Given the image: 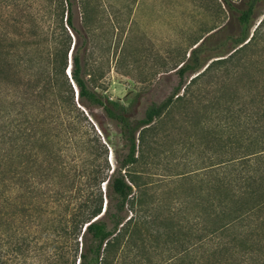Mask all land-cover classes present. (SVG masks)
Here are the masks:
<instances>
[{
  "label": "trees",
  "instance_id": "trees-1",
  "mask_svg": "<svg viewBox=\"0 0 264 264\" xmlns=\"http://www.w3.org/2000/svg\"><path fill=\"white\" fill-rule=\"evenodd\" d=\"M221 3L235 13L236 33L215 45L213 29L197 38L174 70L171 92L137 116L138 94L127 104L108 99L97 91L98 70L88 69L101 0H0V196L4 209H11L0 212V229L31 225L39 233L7 235L13 254L24 256L38 238L35 251L47 264H116L128 251L144 217V178L135 167L154 122L209 70L239 53L242 59L264 36V15L250 33L255 9L264 0H242L240 9L228 0ZM126 9V4L119 9L121 35ZM224 45L225 52H212ZM215 57L220 59L211 60ZM187 74L195 75L186 83ZM245 106L241 101L240 142L223 141L240 149V174L233 179L238 192H230L233 180L219 177V164L213 163L207 172L211 215L224 219L203 229L212 242L240 220V264H264V110ZM95 111L118 131L120 147L110 151L111 169L92 128L91 123L104 133ZM225 192L231 194L220 195ZM237 199L240 205L229 210Z\"/></svg>",
  "mask_w": 264,
  "mask_h": 264
},
{
  "label": "rangeland",
  "instance_id": "rangeland-1",
  "mask_svg": "<svg viewBox=\"0 0 264 264\" xmlns=\"http://www.w3.org/2000/svg\"><path fill=\"white\" fill-rule=\"evenodd\" d=\"M228 1L240 9L242 0ZM122 4L127 5L123 35L119 32ZM263 15L264 5L257 6L250 33ZM99 17L88 50V69L98 70L97 91L106 98L127 104L138 94L137 116L171 92L176 84L174 70L197 38L213 29L216 33L210 42L215 45L237 30L235 13L227 11L221 0H101ZM227 49L224 45L212 52ZM241 58L239 53L209 70L188 88L184 100L173 103L154 122L155 130L147 136V146L135 167L144 178V217L139 234L128 251L118 255L116 264H240V233L244 230L240 220L212 242L203 228L224 219L211 215L213 192L207 181L211 180L207 174L211 165L219 164V177L233 180L240 174V149L223 146L228 139L240 142V102L249 110H264V36ZM215 59L220 58L211 60ZM194 75L187 74L186 83ZM94 113L104 133L93 123L92 128L106 149V165L111 169L110 151L120 147L118 131L98 111ZM239 185L233 180L230 192L237 193ZM102 188L103 182L99 188L103 194ZM225 194L231 193L220 195ZM239 205L240 199L234 200L228 209ZM9 209H4L0 196V212ZM18 232L29 237L39 234L31 225L19 231L0 229V264H47L35 251L39 238L31 241L32 250L24 256L13 254L6 237Z\"/></svg>",
  "mask_w": 264,
  "mask_h": 264
}]
</instances>
